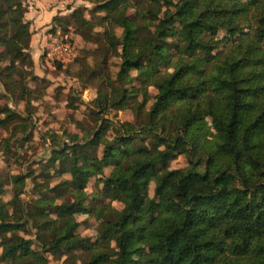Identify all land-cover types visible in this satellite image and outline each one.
I'll return each instance as SVG.
<instances>
[{"label":"trees","instance_id":"1","mask_svg":"<svg viewBox=\"0 0 264 264\" xmlns=\"http://www.w3.org/2000/svg\"><path fill=\"white\" fill-rule=\"evenodd\" d=\"M92 2L94 21L77 10L70 19L85 41L101 42V53L111 49L119 58V87L102 79L112 90H96L94 112L129 107L139 114L144 103L136 96H146L148 86L156 93L136 124L114 127L97 115L90 136L71 135L52 150L56 174L69 177L26 210L15 194L0 204V264H47L44 249L80 264H264V0ZM23 14L21 0H0V85L10 95L13 61L32 65ZM0 113V125L23 120L7 107ZM180 154L186 165L169 169ZM104 167H110L106 176ZM96 175L101 197L85 202L86 183ZM12 184L18 192L23 177L13 175ZM65 193L71 200L55 202ZM99 198L121 208L89 205ZM79 212L98 221L93 239L77 233L72 216ZM28 228L38 246L19 235Z\"/></svg>","mask_w":264,"mask_h":264},{"label":"rangeland","instance_id":"2","mask_svg":"<svg viewBox=\"0 0 264 264\" xmlns=\"http://www.w3.org/2000/svg\"><path fill=\"white\" fill-rule=\"evenodd\" d=\"M29 4L32 6L30 9L27 8ZM21 6L24 19L29 22L27 52L32 65L28 68L13 61L11 77L16 87L13 95L6 94L0 85V108L7 107L23 118L6 119L0 125V204L10 200L15 194L20 208L26 210L33 201L40 200L48 188L69 177L65 173L56 174L58 162L52 163V150L70 143L71 135L77 136L81 141L85 136H90L100 122L95 119L97 115L114 127H117V122L123 121L136 124L144 118V110L153 101L156 90L148 86L146 96H136L137 101L144 103L139 114H135L129 107H108L103 112H94L92 100L96 97V90H106L108 93L112 90L102 79L109 78L113 88L119 87L116 81L119 58L111 49L105 54L101 53L98 50L101 42L97 44L85 41L82 38L83 31L70 19V14L77 10L84 18L94 21L95 3L92 0H21ZM134 12L133 8L126 9L129 16ZM101 30L102 28L95 27L93 32L99 34ZM108 31L115 36H119L121 32L117 26L109 27ZM50 36H65L70 43L69 53L60 60L47 55ZM215 36L223 38L224 35L222 31H218ZM101 60L104 61L103 66H97ZM136 73L137 71H131L130 75L134 76ZM137 83L133 82L135 85ZM125 86L128 88L129 84ZM3 116L0 113V117ZM204 123L207 126L206 137L212 138L210 119L204 118ZM112 136L111 130L105 131L106 139ZM101 150L102 145L99 144L94 151L97 157L101 156ZM186 163V159L180 154L169 162L168 168L184 167ZM109 171L110 167H104L102 176H106ZM13 175L23 177V185L18 187V192H15L12 184ZM100 176L96 175L86 183L84 190L88 199L85 202L90 201L93 195L100 196L101 184L97 181ZM152 186L149 183L148 196L152 195ZM48 196H52L50 192ZM65 199L71 200V197L65 193L55 202ZM99 204H106L117 210L121 208L118 201L100 198L89 205L95 207ZM72 217L79 223L77 233L93 239L97 233L98 221L85 212L76 213ZM27 232L29 233L19 232V235L36 241L32 235L33 229L28 228ZM37 243L38 241L34 247L38 246ZM42 254L47 264H80L79 258L73 261L69 255H61L50 249H44Z\"/></svg>","mask_w":264,"mask_h":264},{"label":"built area","instance_id":"3","mask_svg":"<svg viewBox=\"0 0 264 264\" xmlns=\"http://www.w3.org/2000/svg\"><path fill=\"white\" fill-rule=\"evenodd\" d=\"M28 9L32 8L29 4ZM51 43L47 47V55L55 59L60 60L63 56H66L70 51V43L67 41L66 37H56L50 36Z\"/></svg>","mask_w":264,"mask_h":264}]
</instances>
